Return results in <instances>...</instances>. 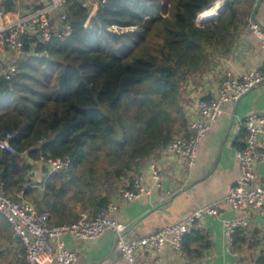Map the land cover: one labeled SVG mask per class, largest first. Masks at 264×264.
<instances>
[{
  "label": "trees",
  "instance_id": "16d2710c",
  "mask_svg": "<svg viewBox=\"0 0 264 264\" xmlns=\"http://www.w3.org/2000/svg\"><path fill=\"white\" fill-rule=\"evenodd\" d=\"M215 1L99 0L90 16L81 0H69L71 33L26 39L18 74L0 79V142L14 134V152L0 147V187L11 195L23 190L35 204L37 191L58 209L85 206L86 198L92 214L104 208L120 181L186 124L182 80L204 66L210 46L230 42L238 2L219 19L196 23ZM65 155L70 166L33 190L29 161ZM89 156L110 166L102 168L110 180L104 194L86 189L91 169L81 168Z\"/></svg>",
  "mask_w": 264,
  "mask_h": 264
},
{
  "label": "crops",
  "instance_id": "0c3cea01",
  "mask_svg": "<svg viewBox=\"0 0 264 264\" xmlns=\"http://www.w3.org/2000/svg\"><path fill=\"white\" fill-rule=\"evenodd\" d=\"M227 1L239 4L236 27L231 31L230 42L227 40L225 44L210 46L205 53L204 66L188 74L180 83L186 124L179 127L175 135L185 132L194 116V105L198 98L207 99L217 94L218 85L226 73L240 77L264 65L262 41L248 27L251 21L264 26V0L258 7L257 0ZM216 3L206 10V20L209 12L219 10L211 9L218 7ZM7 59V52L0 53V60ZM222 109L221 115L200 143L193 165H188L183 158L169 155L164 147L160 148L140 163L129 178H123L109 195V201L118 204L112 216L125 228L143 212L156 206L132 228L127 238L126 235L120 236L123 239L144 236L157 228L180 221L199 206L217 202L218 215H207L203 220L194 221L186 234L189 236H184L186 247L182 251L173 250L169 244H165L158 252L145 248L138 250V258L146 264H261L264 260V250L260 244L264 215L250 210L245 223L237 228L235 243H228L223 228V219H232L238 215L224 199L239 174L236 151L243 146L245 132L238 129L237 124L252 112H264V83L244 94L238 102L224 103ZM33 166L37 167L35 163ZM154 168L158 171L160 186H156L151 178ZM255 172L257 182L264 184V160L256 162ZM137 173L142 176L143 184L150 192L131 201H124L119 190L126 187L127 183L129 185ZM47 175L43 168H38L36 174L30 177L32 189L41 190L40 183ZM35 194L38 203H33L40 211L48 213L51 223H64L76 215L73 220L83 215H92L79 212L78 203H69L59 209L46 206L41 194L37 191ZM0 221L12 232L1 214ZM116 236L115 231L107 230L95 239L64 235L61 241L65 247L77 252L74 264H116L123 262L116 246L113 247Z\"/></svg>",
  "mask_w": 264,
  "mask_h": 264
},
{
  "label": "built area",
  "instance_id": "2783aa9c",
  "mask_svg": "<svg viewBox=\"0 0 264 264\" xmlns=\"http://www.w3.org/2000/svg\"><path fill=\"white\" fill-rule=\"evenodd\" d=\"M81 1L84 5L88 4L92 10L89 12L90 16L93 15L99 0ZM222 2L224 0L215 2L219 9ZM68 4L69 0H0V53H8L7 60H0V79L10 80L18 74L19 60L24 54L26 39L37 36L41 42H47L52 36L65 37L71 33V26L66 20ZM248 27L261 39L264 49V26L251 21ZM262 83L264 65L249 70L240 77L226 73L218 85L216 95L196 100L193 118L184 133L174 135L167 142L164 146L166 153L183 158L188 165H193L198 147L221 115L224 103L236 101L250 88ZM237 128L245 132L243 146L236 151L239 174L224 198L238 212L235 218L223 219L224 235L230 244L235 230L245 223L250 210L264 215V184L257 182L255 172L256 162L264 160V112L248 114L238 122ZM13 137V133H7L6 138L0 142V147L14 152L8 143ZM29 162L37 165L27 172V176L32 177L43 166L47 168L46 174L68 168L71 157L65 155L45 159L40 156L37 161ZM151 178L156 186H160L156 168L152 169ZM130 182L131 187L126 186L119 190L124 201L149 194L150 191L143 184L140 174L134 175ZM117 205L116 201H109L104 208L92 215H83L73 221L55 224L51 223L48 213L40 211L34 203L23 197V190L11 195L0 187V214L7 220L12 233L21 243L22 264H74L78 257L77 252L65 247L61 237L71 235L95 239L107 230L119 234L125 225L112 216ZM218 213V204L213 202L199 206L180 221L157 228L144 236L128 239L119 237L116 248L123 262L116 264H146L137 256V251L142 248L158 252L165 244H169L173 250L180 252L183 249L184 236L191 224L196 220H203L207 215L215 216ZM260 244L264 250V229ZM261 264H264V260Z\"/></svg>",
  "mask_w": 264,
  "mask_h": 264
},
{
  "label": "rangeland",
  "instance_id": "374dc122",
  "mask_svg": "<svg viewBox=\"0 0 264 264\" xmlns=\"http://www.w3.org/2000/svg\"><path fill=\"white\" fill-rule=\"evenodd\" d=\"M226 1L227 0H224V2ZM89 12L91 13L92 10H89ZM94 160L95 159L92 156H89L87 160L82 164L81 169H91L90 174L85 177V181L88 182V186H86V189H88L89 193L92 194H104L106 193V190H104L103 186L107 181L110 180L108 178L109 173H106L108 171H103L102 168H108L110 166H107L103 162V160H100V162ZM106 188L110 189L108 187ZM80 203L77 204L81 210L79 212L82 213L88 211L89 214H92L93 207L87 198L85 200V206L84 204H82V202ZM76 217L72 218L71 220L75 219ZM71 220H65L64 222H69ZM19 261L21 262L20 264L23 263V248L21 246V243H19V241L16 240L15 237H13L11 231H8L7 227L4 225V222L0 221V264H18Z\"/></svg>",
  "mask_w": 264,
  "mask_h": 264
},
{
  "label": "water",
  "instance_id": "95a60500",
  "mask_svg": "<svg viewBox=\"0 0 264 264\" xmlns=\"http://www.w3.org/2000/svg\"><path fill=\"white\" fill-rule=\"evenodd\" d=\"M263 0H257V2H256V7H258L260 4H261V2H262ZM229 2L228 1H226V2H224L223 4H222V6H221V8L217 11V14L215 15V16H213V17H210V18H208L207 20H204V21H201V22H199L197 19H196V23L198 24V25H203V24H206V23H209V22H212V21H215V20H217V19H219L221 16H222V14L224 13V11H225V9H226V6H227V4H228ZM88 4H85V6L88 8V11L90 10L89 9V7L87 6ZM255 7V8H256ZM43 55H46V53H44ZM256 86H254V87H252V88H250L247 92H249L250 90H252L253 88H255ZM246 92V93H247ZM245 93V94H246ZM244 95V94H243ZM242 95V96H243ZM242 96H240L236 101L238 102L239 100H240V98H242ZM155 207L156 206H154V207H151V208H149L148 210H146L145 212H143L140 216H138L135 220H133L126 228H124L119 234H117V236H116V238H115V240H114V244H113V247L115 248V246H116V243H117V241L119 240V237L120 236H125L126 238L128 237V233L132 230V228L140 221V220H142L145 216H147L149 213H151L154 209H155Z\"/></svg>",
  "mask_w": 264,
  "mask_h": 264
},
{
  "label": "bare ground",
  "instance_id": "6f19581e",
  "mask_svg": "<svg viewBox=\"0 0 264 264\" xmlns=\"http://www.w3.org/2000/svg\"><path fill=\"white\" fill-rule=\"evenodd\" d=\"M216 8H219V6H218V7H215V8L213 7V8H211V9L214 10V9H216ZM216 12H217V10H214V11H212V12H209V13H208L209 18L215 16V15L217 14ZM197 20H198L199 22L203 21V20H199L198 18H197Z\"/></svg>",
  "mask_w": 264,
  "mask_h": 264
}]
</instances>
